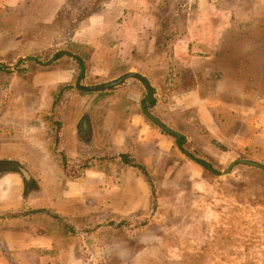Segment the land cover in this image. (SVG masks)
Returning <instances> with one entry per match:
<instances>
[{"label": "crops", "instance_id": "1", "mask_svg": "<svg viewBox=\"0 0 264 264\" xmlns=\"http://www.w3.org/2000/svg\"><path fill=\"white\" fill-rule=\"evenodd\" d=\"M136 1L112 0L97 16L99 20L85 26L96 32L90 40L87 35L79 37L93 48L92 57L87 62L66 51L63 54L56 52L47 61L32 57L33 63L41 67L46 64L53 66L35 72L32 84L36 89L29 102L19 101L18 97L0 117V237L6 239L9 251L19 254L55 253L48 229L25 234V230L18 228L30 216L37 214L38 210L33 206L40 200L32 194L48 195V189L34 181L32 176L47 170L42 169L44 166L40 161L39 165H32L30 161L53 154H48L49 150L38 144L39 139L41 143L45 141V135L37 138L39 134L32 122L34 118L23 117L39 112L40 95H50L55 91L65 93L67 100L59 103L64 110V117L58 123L61 128L56 130L54 139L52 135L50 137L59 156L64 159L63 165L67 161L71 169H77L79 164L86 165L79 167L83 169L82 177L70 182L67 189L69 199L78 204L85 199L86 206L87 193L92 191L95 192L97 206H127L132 211L146 209L151 203L152 186L132 163L143 167L150 179L158 181L159 189L177 190L187 180L193 185L192 189L200 186L196 183L198 176L211 172L193 161L183 145L185 142L194 149L196 137L204 134L209 136L210 144H203L201 152L219 166L228 162L232 149L237 150L241 146L264 148V70L251 69L248 64L251 59H245V50L241 49L248 40L237 34V31L249 28L251 22H243V15L252 13L250 8L257 4L263 5L259 12L262 16L251 23L250 30L264 29V0H138V4ZM247 2L250 6L242 7ZM1 4L9 6L6 0ZM172 4L174 14L189 15L184 25L196 36L183 37L186 51L178 55L174 50L173 56L166 52L161 54L159 47L167 38L163 37L162 31L167 29V25L156 23V18H153L154 11L160 13L161 9ZM46 5L47 2L43 4ZM2 7L4 11L6 7ZM107 8H112L110 11L115 13L111 20L103 17L104 12L111 13ZM4 13L0 18L6 22ZM38 13L40 11L31 15L32 18L47 24L53 23L57 16L55 7L47 16ZM127 14L139 15L141 21L135 22V17L129 18ZM170 40L173 41L172 38ZM180 40L182 38L175 39L176 42ZM255 40L252 39L251 43L254 44ZM174 42L171 45L175 46ZM226 45L241 46L238 48L241 53L236 54L234 50L231 54L230 50H225ZM14 48V43L0 39V50ZM170 57L175 62L169 60ZM90 67L101 70L113 68V71L122 67L126 69L127 72L124 70L111 75L117 78L135 71L148 80L153 98H148L144 85L135 78H127L119 85L102 91L87 92L77 88V82L88 86L81 81ZM185 70L188 75L184 74ZM184 84H187L186 88H182ZM188 112L193 116L189 117ZM147 113L173 131L172 128L178 127L180 132H175L179 136L162 130ZM190 125L195 129L188 137L183 128ZM12 131L15 135L11 134ZM176 138L184 139V151L177 146ZM53 146L50 153H53ZM111 154H117L115 156L122 162L121 155H126L131 161L123 162L125 168L119 177L120 183L115 181V175L103 172L104 169L90 168L94 164L104 166L102 159ZM194 155L200 158L199 154ZM29 164L32 166L28 169ZM99 194L105 197L100 198ZM43 214L52 218L57 215L49 211ZM19 238L27 239L26 246L16 243ZM10 243L15 245L10 246Z\"/></svg>", "mask_w": 264, "mask_h": 264}, {"label": "rangeland", "instance_id": "2", "mask_svg": "<svg viewBox=\"0 0 264 264\" xmlns=\"http://www.w3.org/2000/svg\"><path fill=\"white\" fill-rule=\"evenodd\" d=\"M3 1L5 0H0V16L5 12L3 17L7 20L4 22L0 18V39L14 43L15 48L0 50V117L18 97L19 101L29 102L36 89L32 84L33 75L41 68L49 69L53 66L46 64L41 67L33 63L32 57L47 61L60 51L61 54L65 51L77 54L85 62L92 57V46L79 40V37L87 35L88 40L93 38L95 29L85 26L99 20L97 16L112 2L6 0L9 3L6 6L1 4ZM45 2L47 5L43 6ZM248 2L247 5L242 4V7H249ZM135 3L138 4V0ZM173 4L161 9L160 13L158 10L154 11L156 14L153 17L156 18V23L167 25V29L162 31L163 37L167 38L159 48L161 54L166 52L171 56L174 50L178 55L186 51L183 37H196L184 25L189 15L174 14ZM2 6L6 7L4 11ZM261 6L263 7L262 4H257L250 8L253 12L243 15L242 21L252 23L258 20L262 16L259 13ZM54 7L57 16L51 24L31 16L39 11V15L47 16ZM110 9L112 8H107L109 11ZM112 13L104 12V19L111 20L112 15H115ZM132 17H135V22L141 21L139 15L129 16ZM251 23L247 30L237 31L241 37L247 38L248 44L242 47L226 45L224 48L230 50L231 54L234 50V53L240 54L243 48L245 59H251L248 62L251 69L264 70V29L250 30ZM176 38H182L181 42H176ZM252 39H256L254 44L251 43ZM169 60L175 62L173 57ZM119 70L90 67L81 82L88 86L105 83L117 78L111 77L112 74L126 71L123 67ZM184 74L188 75V71L185 70ZM186 85L182 88H186ZM204 88L207 90V85ZM47 94L40 95L38 113L23 117L34 118L32 122L39 134L37 138L45 135V141L41 143L39 139L38 144L50 151L54 134L61 128L58 125L61 123L60 118L64 117V110L59 103L67 98L65 93L59 94V91ZM21 96L24 97L20 99ZM187 115L193 116L191 112ZM172 129L180 132L178 127ZM194 129L191 125L183 128L188 137L193 135ZM11 134L15 135V132L12 131ZM196 138L193 142L194 149L185 142L183 146L190 154H199L201 159L210 161L216 166L218 174L199 175L196 183L200 186L195 189H192L193 185L187 180L177 190H163L159 189V182L151 178L150 205L146 209L133 211L127 206H97L93 194L95 192L92 191L87 193V206L85 199L81 204L69 199L68 186L70 182L82 177L83 169L79 167L86 165L79 164L77 169H71L68 161L63 165L64 159H61L53 146V153L48 151V154H53L54 157L50 155L30 161L33 162L32 165L42 163V169L47 170L46 173L32 176L34 181L48 189V195H39V192L32 194L40 200L33 206L34 210H38L37 214L30 216L18 228L25 230L24 233L48 229L55 253H14L8 250L6 239L0 237V264H264V168L238 162H256L264 167V148L241 146L237 150L232 149L226 160L228 162L219 166L213 159L206 157V153L201 152L203 144H210L209 136L204 134ZM115 155L117 154L99 158L102 162L105 161L104 166L94 164L90 168L104 169L103 172L115 175V181L120 183L119 177L122 176L125 164ZM32 165L29 164L28 169ZM103 196L98 195L100 198ZM47 211L57 214L56 218L43 214ZM16 243L26 246L27 239L19 238ZM12 245L15 243H10Z\"/></svg>", "mask_w": 264, "mask_h": 264}, {"label": "water", "instance_id": "3", "mask_svg": "<svg viewBox=\"0 0 264 264\" xmlns=\"http://www.w3.org/2000/svg\"><path fill=\"white\" fill-rule=\"evenodd\" d=\"M71 56H74L71 53H68ZM75 57V56H74ZM84 74V70L81 71V75ZM127 78H135L137 80H139L145 87V89L147 90L148 93V98L151 100L153 98V91L151 88L150 83L148 82V80L141 74L135 72V71H129L128 73H125L124 75L119 76L118 78L106 82V83H102V84H98V85H91V86H81L79 84V82H77V88L83 90V91H87V92H91V91H102L105 89H109L111 87H114L116 85H119L120 83L123 82V80L127 79ZM147 116L155 123L157 124L162 130H164L167 133H171V134H175L176 136H179L178 133H176L175 131L171 130L169 127H167L166 125H164L161 121H159L157 118L151 116L150 114L147 113ZM238 162L240 163H244L250 166H254V167H261L264 168L263 166L259 165L256 162H250V161H245V160H239Z\"/></svg>", "mask_w": 264, "mask_h": 264}, {"label": "trees", "instance_id": "4", "mask_svg": "<svg viewBox=\"0 0 264 264\" xmlns=\"http://www.w3.org/2000/svg\"><path fill=\"white\" fill-rule=\"evenodd\" d=\"M150 104H152V102H150ZM184 142V139L183 138H176V143H177V146L182 150L184 151L183 147H182V143ZM190 158L195 161L197 164H199L201 167H203L205 170L207 171H210L211 173L213 174H217L218 171L213 167V164L207 162L206 160L204 159H201V158H198V157H195L194 155H189ZM121 158L123 160V162L125 163H128V162H131L128 160L127 156L126 155H121ZM134 166L138 167L141 172L145 175L146 177V180L148 181L149 185H151V179L149 177V175L144 172V169L143 167H141L140 165L138 164H135V163H132ZM152 186V185H151Z\"/></svg>", "mask_w": 264, "mask_h": 264}, {"label": "flooded vegetation", "instance_id": "5", "mask_svg": "<svg viewBox=\"0 0 264 264\" xmlns=\"http://www.w3.org/2000/svg\"><path fill=\"white\" fill-rule=\"evenodd\" d=\"M29 182V180H26V183Z\"/></svg>", "mask_w": 264, "mask_h": 264}]
</instances>
